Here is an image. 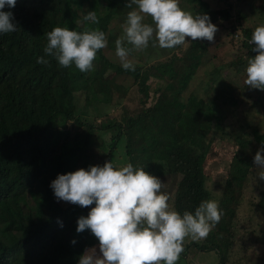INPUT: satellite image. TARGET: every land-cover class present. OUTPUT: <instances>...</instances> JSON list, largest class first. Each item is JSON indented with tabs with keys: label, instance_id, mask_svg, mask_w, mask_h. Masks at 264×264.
<instances>
[{
	"label": "trees",
	"instance_id": "trees-1",
	"mask_svg": "<svg viewBox=\"0 0 264 264\" xmlns=\"http://www.w3.org/2000/svg\"><path fill=\"white\" fill-rule=\"evenodd\" d=\"M185 1L189 12L209 15L221 29L220 38L244 51L219 60L209 51L220 40L217 33L210 45L189 41L168 49L162 58L136 65L135 71L124 70L101 49L94 70L84 73L75 66L62 68L45 55L46 33L60 26L99 28L106 34L115 9L126 15L130 11L125 3L17 0L14 8L3 9L14 14L19 30L0 34V264H78L85 249L98 251L99 242L89 230L76 231L78 218L90 208L55 198L50 184L58 174L105 161L118 168L143 159L142 168L164 182L162 191L181 214L194 212L205 199L215 200L203 172L214 137L234 144L216 199L221 220L206 238L184 242L178 262L196 264L198 253L209 252L215 264H233L234 237L241 229L244 248L255 247L253 264H264V185L259 179L262 189L252 186L258 198L250 202L252 214L244 221L238 216L243 194L260 171L253 157L264 141V91L244 83L247 61L256 55L248 43L256 27L242 26L244 13H234L227 0H219L222 5L215 9L200 6L199 0L197 12L192 0ZM83 3L96 12L98 24L77 26ZM98 7L105 12L97 13ZM249 7L259 15L255 18L264 20V7ZM158 51L152 48L145 56ZM38 57L49 63H37ZM109 70L129 79L134 105L118 100ZM203 81L212 91L205 103L191 96ZM80 94L95 100L90 102L95 109L90 120L76 110ZM97 133H107L109 139L94 144Z\"/></svg>",
	"mask_w": 264,
	"mask_h": 264
},
{
	"label": "clouds",
	"instance_id": "clouds-1",
	"mask_svg": "<svg viewBox=\"0 0 264 264\" xmlns=\"http://www.w3.org/2000/svg\"><path fill=\"white\" fill-rule=\"evenodd\" d=\"M17 0H0V34L19 30L11 11ZM122 33L115 40V56L126 71H135L133 52L149 47L175 49L189 41H214L218 31L209 15L196 14L180 7L179 0H128ZM150 19V23L146 22ZM98 24L95 11L82 21ZM43 49L62 68L75 66L80 72L94 70L97 53L108 46L104 31L85 27L82 31L54 27L46 33ZM190 38V39H189ZM254 45V57L245 68L244 83L251 89L264 91V25L257 26L248 41ZM37 63L48 64L44 57ZM257 173L264 180V141L253 157ZM164 182L157 176L127 163L114 167L111 161L58 174L50 187L58 201L90 208L77 220L78 233L89 230L98 240L97 247L85 249L78 264H178L186 239L206 238L221 220L216 200L205 199L192 211L181 214L169 203L162 191ZM94 205V206H93ZM61 223V227H62ZM75 243V240L72 241Z\"/></svg>",
	"mask_w": 264,
	"mask_h": 264
},
{
	"label": "rangeland",
	"instance_id": "rangeland-1",
	"mask_svg": "<svg viewBox=\"0 0 264 264\" xmlns=\"http://www.w3.org/2000/svg\"><path fill=\"white\" fill-rule=\"evenodd\" d=\"M122 3L127 4L128 0H120ZM201 5L204 6L207 9H215L217 7H220L222 5V2L219 0H200ZM222 1V0H221ZM232 6H233V11L235 12H243L244 13V18L241 19V24L244 27H249V28H255L260 25H264V20L262 19H257L255 18L256 16H259L257 13H251L250 10V5L251 6H256L258 9H261L264 7V0H227ZM194 2L196 10L199 8L198 2L199 0H192ZM180 7L186 11H188V4L186 3L185 0H179ZM96 7V6H95ZM96 10V8H95ZM98 12L97 13H104V8L98 7L97 8ZM116 10V9H115ZM114 10V11H115ZM83 13H82V12ZM89 11H91V8L89 7L88 4H81L78 7V13L82 16L86 15ZM111 13V18L109 21V27L106 33V37L108 39V46L104 48L105 50V55L113 62L120 64L118 59L115 56V40L121 35L122 33V28L121 25L124 23L126 20V14H123L119 12V10H116L115 12ZM193 14V11H190ZM125 18V19H124ZM146 22H151L150 19ZM218 31L216 32L217 36H221V29L217 26ZM108 34V35H107ZM223 35V34H222ZM234 38L236 40L241 38L240 32H236L234 35ZM202 42L208 43L210 45V42L207 40H202ZM204 46V45H203ZM213 46V45H212ZM210 47V53L216 52L217 57L219 60H221V55L222 58H226L228 56L235 57L239 54L240 51H244L241 47L237 46L236 48L231 46L230 44L226 43L223 40V37L220 38L218 41V44L214 47ZM205 47V46H204ZM153 47H151V42L149 44V47L145 49L144 51L140 52H133L130 56V59L134 61L136 65H141L145 61H150L158 58H162L166 56L167 54L170 53V51H167L168 49H161L157 52H152L150 53L149 57L147 58L145 55L147 52H149ZM160 49V48H157ZM121 65V64H120ZM108 76L107 78L111 80L113 83L117 84V91H119V97L122 102L125 101V104L128 106L134 105L133 100H130L129 98L132 97L131 92L134 93V89L130 86L129 84V79L126 76H119L116 74L115 70H109L108 71ZM206 81H203L200 85H198L196 88L192 90L191 96L194 97V100H202L204 103L210 98L212 91L211 89L205 84ZM94 99H91L90 96H87L85 94H80L79 96L76 97V110L79 112L84 113L82 115L83 118H88L90 120L93 117V113L95 109L91 107V101ZM115 102H117L116 97L113 98ZM95 101V100H94ZM98 134V135H97ZM96 136L94 137V144H99L100 141L104 140L107 141L109 139V135L107 133H97ZM213 146L211 147V151L209 152L208 158L206 159L204 165H203V172L206 176L207 184L210 188H212V193L213 196L218 198V190L221 187V181L222 178L225 176L227 172V167H228V161L229 158L232 154V151L234 149V144L228 140H220L218 138L213 139ZM120 151L126 150L125 145L122 144L119 148ZM123 160L124 158H120ZM135 167H142L144 164L143 159L137 160V161H132L131 162ZM259 171V170H256ZM150 172V171H149ZM259 179L264 185V180H261L258 176L255 178H252V185L250 188L246 190V192L243 194V199L241 202V206L239 209L238 216L241 219V221H244V216H249L253 212V206L250 205L251 200L252 201H258V198H254V193L252 191V186H254L257 190H261L262 188L256 184V181ZM212 197V195H211ZM213 198V197H212ZM215 199V200H216ZM239 222L241 224L242 222ZM245 223V222H243ZM190 239H186V241H189ZM234 245H233V251H231V259L233 260V264H253V261L255 260L256 253H255V247L251 248H244V245L246 244V239L244 234H242L241 229L236 233V236L234 237ZM244 254V257H243ZM239 258V259H236ZM194 262L196 264H215V257L213 256V253H198L196 257L194 258ZM178 264H181V262H178Z\"/></svg>",
	"mask_w": 264,
	"mask_h": 264
}]
</instances>
